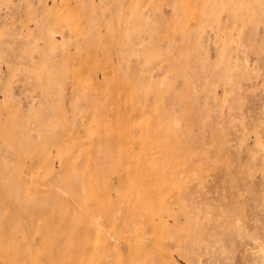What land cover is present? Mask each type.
Listing matches in <instances>:
<instances>
[{
  "label": "rangeland",
  "instance_id": "obj_1",
  "mask_svg": "<svg viewBox=\"0 0 264 264\" xmlns=\"http://www.w3.org/2000/svg\"><path fill=\"white\" fill-rule=\"evenodd\" d=\"M0 264H264V0H0Z\"/></svg>",
  "mask_w": 264,
  "mask_h": 264
}]
</instances>
